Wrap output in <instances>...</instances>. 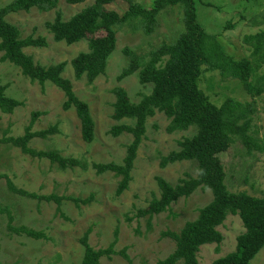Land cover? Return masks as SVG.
<instances>
[{
	"label": "rangeland",
	"instance_id": "obj_1",
	"mask_svg": "<svg viewBox=\"0 0 264 264\" xmlns=\"http://www.w3.org/2000/svg\"><path fill=\"white\" fill-rule=\"evenodd\" d=\"M13 0H0L3 7ZM135 4L152 8L155 0H131ZM94 0L71 5L67 0H58L52 11L37 8L30 12L12 14L7 20L17 26L24 38L43 37L44 48H27L37 64L48 67L67 62L63 77L69 79L79 99L86 102L95 122V139L86 143L81 135V123L74 109L63 110L64 93L52 83L44 91L38 83L23 76L21 69L1 62L0 87H6V96L21 103L11 115L0 110V139L18 138L25 134L34 112L42 113L32 128L40 132L56 127V133L46 139L34 138L29 147L36 151H58L64 158H74L79 167L61 170L48 159L26 155L12 144H0V262L3 264H81L85 248L81 239L91 229L89 244L98 250L107 248L114 241V232L119 237L116 251L126 250L131 262L120 255L112 259L103 258L101 264H157L176 249V243L167 232L179 233L184 225L197 218L199 210L208 205L213 195L210 190H197L189 198H182L166 213L137 218L138 210L147 208L161 191L156 178L165 179L171 185L197 176L195 162H180L161 167V161L170 153L180 150V142L193 137L197 129L169 132L172 120L157 112L147 121L146 134L138 150L132 171L129 189L120 197L116 190L120 178L114 173L96 174L94 164L115 163L122 165L127 147L133 138L124 133L113 137L114 126L135 124L132 120H114V90L124 88L133 103H139L152 92V85L144 86L138 74L122 81L118 80L129 58L124 51L129 49L140 57H147L162 44H174L184 31V15L180 7H167L157 18L152 34H146L137 21L117 29V47L108 62L106 73L89 84L86 77L77 80L71 61L81 52L88 51L86 40L69 46L56 42L46 24L53 22L56 13L64 20L70 19ZM129 8L127 0H117L109 10L123 14ZM197 22L206 33L215 36L225 53L237 61L249 60L255 78L264 76V49L254 55V47L245 42L247 36L264 32V0H199L196 2ZM260 78V79H261ZM200 87L210 101L220 106L228 98L241 103H253V137L259 146L264 145V95L253 98L241 83L218 71H205ZM226 172V185L233 193L245 192L250 196L264 195V154L249 151L238 139L225 153L219 155ZM10 184L18 190L39 196L56 195L89 199V204L63 201H39L21 196L12 191ZM26 227L44 234L43 239L17 235L9 229ZM224 240L217 245L203 246L198 254L199 264H213L236 250L237 237L245 232L238 216H229L219 228ZM218 248V250H217ZM178 264H182L179 262ZM251 264H264V249Z\"/></svg>",
	"mask_w": 264,
	"mask_h": 264
},
{
	"label": "trees",
	"instance_id": "obj_2",
	"mask_svg": "<svg viewBox=\"0 0 264 264\" xmlns=\"http://www.w3.org/2000/svg\"><path fill=\"white\" fill-rule=\"evenodd\" d=\"M88 0H67L71 5H79ZM117 0H94L91 6L84 8L68 20L56 13L53 22L46 24L47 30L56 42H64L69 46L84 40L88 42V51L79 53L71 66L77 80L86 77L89 84L106 73L108 62L117 47V29L134 21L145 31L152 34L157 26L159 14L167 7H180L184 15V31L174 44H162L147 57H140L126 49L125 55L129 63L118 77L122 81L138 74L139 82L152 85V92L145 95L139 103H133L124 88H116L114 95V120L120 122L128 119L135 122L133 126L119 125L111 130L113 137L124 133L133 140L127 147V155L122 165L115 163L94 164L98 175L114 173L120 178L116 196L120 197L129 189L132 171L138 150L146 134L147 121L157 112L164 113L172 120L169 132L184 131L196 127L197 132L191 138L180 142V150L170 153L161 161V167L180 162H195L198 167L196 177L171 185L163 178H156L161 191L159 198H153L147 208L138 210L137 218L155 216L166 213L171 206L182 198H189L197 190H210L212 201L199 210L196 219L187 222L179 233L167 232L176 243L175 251L157 264H199L198 254L203 246L220 247L224 237L219 231L229 216H238L245 232L237 237L236 250L222 257L213 264H251L264 249V195L250 196L245 192L233 193L226 185V172L220 154L227 152L240 140L249 151L253 149L264 154V145L259 146L252 135L256 109L253 103H241L228 98L220 106L213 104L202 91L200 80L205 71H218L222 76L237 79L253 98L264 95V76L255 78L253 64L249 60L237 61L228 56L218 39L206 33L197 22L196 2L199 0H155L152 8L135 4L127 0L129 8L123 14L109 10L108 7ZM58 6V0H13L0 7V53L1 62L10 63L21 69L24 77L32 83H38L42 91L46 84L52 83L65 96L63 110L74 109L81 123L82 139L92 143L95 139V122L89 105L79 99L72 82L63 77L67 62L53 66H42L34 58L25 53L27 48H44L47 41L43 37L24 38L20 29L10 23L7 17L32 9L52 11ZM247 44L254 47V55L259 56L264 49V32L245 38ZM6 87H0V110L11 115L23 103L6 96ZM42 113L34 112L25 134L18 138L0 139V144H12L26 155L34 158L48 159L61 170L80 166L74 158H64L58 151L42 152L29 147L34 138L46 139L56 133V127L40 132H32V128ZM0 178H2L0 176ZM10 186H12L10 184ZM12 191L30 199L39 201H55L60 205L63 201L75 204H89V199L58 197L56 195L39 196L11 187ZM9 229L17 235H26L33 239H43L44 234L26 227ZM91 229L81 239L85 253L81 264H101L103 258L112 259L120 255L131 262L126 250L117 252L118 229L114 232V241L103 249H94L89 244ZM218 250V248H217ZM0 264H3L0 262Z\"/></svg>",
	"mask_w": 264,
	"mask_h": 264
}]
</instances>
